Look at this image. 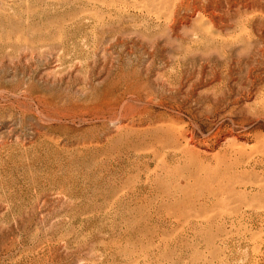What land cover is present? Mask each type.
<instances>
[{
  "label": "rangeland",
  "instance_id": "374dc122",
  "mask_svg": "<svg viewBox=\"0 0 264 264\" xmlns=\"http://www.w3.org/2000/svg\"><path fill=\"white\" fill-rule=\"evenodd\" d=\"M0 264H264V0H0Z\"/></svg>",
  "mask_w": 264,
  "mask_h": 264
}]
</instances>
